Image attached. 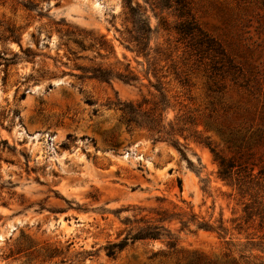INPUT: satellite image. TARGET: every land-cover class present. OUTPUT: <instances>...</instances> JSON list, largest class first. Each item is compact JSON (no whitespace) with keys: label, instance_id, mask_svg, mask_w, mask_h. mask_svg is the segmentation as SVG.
<instances>
[{"label":"rangeland","instance_id":"374dc122","mask_svg":"<svg viewBox=\"0 0 264 264\" xmlns=\"http://www.w3.org/2000/svg\"><path fill=\"white\" fill-rule=\"evenodd\" d=\"M126 1L0 0V264H264V0H184L189 35L174 6L131 0L148 57L127 47ZM126 67L138 80L92 77ZM149 81L166 128L194 119L176 135L184 155L107 106L159 100ZM136 206L153 223L166 211L175 247L143 239L108 257Z\"/></svg>","mask_w":264,"mask_h":264},{"label":"trees","instance_id":"16d2710c","mask_svg":"<svg viewBox=\"0 0 264 264\" xmlns=\"http://www.w3.org/2000/svg\"><path fill=\"white\" fill-rule=\"evenodd\" d=\"M126 3L128 15L127 19H129L132 26L130 29H128V41L132 43V46L128 45L127 47L132 48L138 54L148 57L151 27L139 3H136L134 6L132 5L131 0H127ZM156 6L161 8H170L174 6V9L178 11L179 16L185 17V19L177 27L179 32L182 34L189 35L194 31H199L197 24L189 15V11L184 0H157ZM92 77L106 82L110 81L112 77L119 78L125 82L138 80V77L133 73L132 70L129 69V67H126L124 72H114L111 69L98 68L94 70ZM179 81L181 85H184L186 82L181 79H179ZM149 83L151 82L149 81ZM150 85L158 90L159 94L161 95L159 100L156 99V96H153L151 99L143 96L140 101L121 100L116 97L115 100H109L107 102V106L119 109L127 124L148 131L154 137V139L170 141L178 148L181 154L184 155V146L180 144L176 135L178 134L183 136V132L189 129L186 124H195L194 119L189 116L182 119V126L177 128H174V124L169 121L168 128H166L163 122L165 118L163 111L165 110L167 100L165 99L166 96L163 93L162 83L157 81L156 84L151 83ZM87 102L90 104L92 103L90 100H87ZM191 135L193 136V140L196 143L207 146L211 152L214 153V150L211 147V142L207 136L203 137L195 132ZM183 138L186 139V136H183ZM215 159L218 161L219 166V170L217 171L218 177L222 180L231 182L234 175V172L230 171L231 165L223 158L217 157L216 154ZM179 184H181L180 181ZM133 209H136L137 212L132 215V219L129 217L125 218L124 223L127 225V227L118 234H123L121 239L118 241L108 242L103 247L108 257L114 258L116 254L123 250L128 244L143 239H163L165 240L168 247H175L177 237H175L163 224L167 218V216H165V210L155 211L159 217L157 219V223H153L152 220L148 219L145 215H140V212L144 209L143 207L136 206ZM180 222L182 225H185L188 221L180 219ZM199 227H203L205 229L212 228L207 223H199Z\"/></svg>","mask_w":264,"mask_h":264}]
</instances>
